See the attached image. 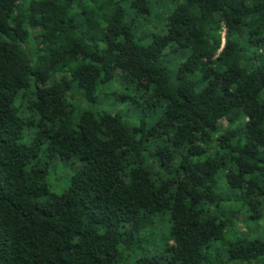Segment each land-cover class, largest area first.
<instances>
[{
    "label": "trees",
    "instance_id": "1",
    "mask_svg": "<svg viewBox=\"0 0 264 264\" xmlns=\"http://www.w3.org/2000/svg\"><path fill=\"white\" fill-rule=\"evenodd\" d=\"M174 1L167 33L145 43L134 28L155 0H0V264H125L123 252L166 214L167 256L135 264L264 258V237L228 239L231 219L213 210L242 200L251 220L262 217L264 49L245 45L264 47V0ZM178 52L188 54L175 66ZM118 76L159 112L146 132L106 111L73 118L74 83L95 103ZM73 157L82 167L51 192L50 162ZM221 173L230 193L218 191Z\"/></svg>",
    "mask_w": 264,
    "mask_h": 264
},
{
    "label": "rangeland",
    "instance_id": "2",
    "mask_svg": "<svg viewBox=\"0 0 264 264\" xmlns=\"http://www.w3.org/2000/svg\"><path fill=\"white\" fill-rule=\"evenodd\" d=\"M27 1V0H24ZM156 5L150 18L144 23L142 20L139 21L137 26L134 28L137 38H143L145 43H148L149 36L153 34H166L167 33V17L178 5V1L174 0H155ZM134 15L131 11L127 16L129 21ZM39 34V33H38ZM222 37V48L226 43V28L222 25L220 30ZM102 36L99 35V38ZM147 37V38H146ZM102 42L100 41L99 44ZM244 43V41H243ZM36 42L31 41L29 43L30 48L34 49ZM25 46H27L25 44ZM221 48V49H222ZM246 52L252 54L256 51L260 53L263 49H256L250 45H245ZM188 53L178 52L170 57L172 65L177 66L178 63L184 62ZM31 59H34L33 54L30 53ZM142 93H137L134 85L120 76L116 77L113 82L102 86L98 91V97L95 103L87 102L82 96L78 86L74 83L72 88V96L69 97V103L71 109L74 111L73 118L78 117L83 111H106L112 114L119 115L123 121L133 127H139L145 122L147 125L144 128L146 132L148 128L153 125L158 117L159 112H154L155 109H149L147 112L142 106L144 98ZM138 101V103H135ZM228 123L226 121L221 122L220 133L215 135L209 142L207 148L210 154L218 152V139L221 134L226 132ZM34 129H32V132ZM25 143L31 141V130L27 129L23 136ZM82 167V162L77 157L71 159H54L49 164L47 184L51 192L56 194L63 193L70 185V178L74 176ZM218 191L220 193H230L228 188L225 174L221 173L218 179ZM218 211L225 218L231 219V224L228 226L227 238L236 239L238 237H249L251 239L264 237V205L263 211L261 210L262 217L259 220L254 221L250 219L252 212L244 206V202L231 200L222 203L218 208L213 209ZM171 223L169 215H161L154 218L153 222L141 233L137 235L141 242L130 247V250L123 252L125 264H135L136 260L144 255L153 256L161 255L166 257L165 248L167 243L173 244V241L168 240L170 233ZM215 249L213 253L220 258L221 262L226 261L224 246L221 242L214 244ZM224 255V256H223ZM230 264H264V258L251 263H230Z\"/></svg>",
    "mask_w": 264,
    "mask_h": 264
}]
</instances>
